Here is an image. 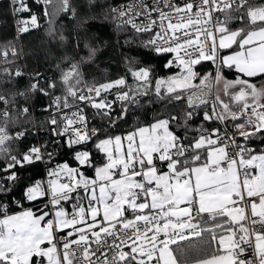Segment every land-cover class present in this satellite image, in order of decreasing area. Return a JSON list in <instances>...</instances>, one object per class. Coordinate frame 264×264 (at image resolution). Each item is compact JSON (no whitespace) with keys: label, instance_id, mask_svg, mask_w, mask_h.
I'll return each mask as SVG.
<instances>
[{"label":"snow or ice","instance_id":"obj_1","mask_svg":"<svg viewBox=\"0 0 264 264\" xmlns=\"http://www.w3.org/2000/svg\"><path fill=\"white\" fill-rule=\"evenodd\" d=\"M15 2L17 13L30 11L25 0ZM97 4L84 0L87 9ZM56 10L73 18L78 14L73 0H58ZM109 12L117 27L151 33L143 47L172 57L165 67L179 71L155 80L156 99H186L193 111L182 117L160 114L125 135L90 129L82 104L115 127L113 102L102 93L120 89L116 119H124L123 102H135L136 93L148 95L152 69L134 68L139 61L129 56L137 89L124 77L89 85L81 64L93 60L97 49L85 43L87 56L60 69L58 80L31 72L20 88L25 76L16 64L20 53L11 43L0 47L5 65L0 67V172L15 183L17 166L52 159L47 143L26 151L15 147L37 127L28 103L37 95L50 99L43 109L49 118L39 127L46 123L54 138H67L75 160L94 172L86 176L68 163L49 168L47 182L36 181L23 195L28 202H47L25 208L15 200L18 212L4 202L11 188L0 176V264H264V230L253 227L264 229V0H135ZM49 25L55 38L51 20ZM36 27L38 17L31 15L19 20L17 30L23 34ZM202 62H210L214 72L199 73ZM226 69L234 79L225 76ZM201 105L203 121L218 126L190 127ZM173 125L182 126L184 134ZM90 141L103 156L100 162L90 151L76 150ZM52 143L59 146L58 140ZM191 248L200 253L194 260Z\"/></svg>","mask_w":264,"mask_h":264},{"label":"trees","instance_id":"obj_2","mask_svg":"<svg viewBox=\"0 0 264 264\" xmlns=\"http://www.w3.org/2000/svg\"><path fill=\"white\" fill-rule=\"evenodd\" d=\"M121 1L126 0H98L96 7L87 9L84 6V0H73L78 13L73 18L70 14L57 13L58 0H52V3L48 5H45L43 0L39 3L36 0H30V11L28 14L38 17L39 27L34 28L24 37V51L29 73L39 71L46 78L58 80L60 69H66L70 62L80 61L81 57H86L87 49L84 47L85 43L97 49L93 60L81 64L83 79L88 84H101L124 77L128 86L137 89L139 87L138 82L129 71L127 61V57L129 56L135 57L139 61L138 64L133 65L134 68L150 67L152 69L153 84L148 89V95L136 93L135 102H123V106L128 109L127 116L124 119H116L121 113L122 102L119 101L112 105L111 112L115 120V127H110L108 117L98 114L96 109L91 106H81L92 126L97 129H105L109 134L114 135H125L138 125H147L153 122L154 118L160 114H171L182 117L184 111H193V109H189L186 106L184 100L169 103L156 99L153 90L155 80L174 75L179 70L165 67L168 55H157L142 46L143 42L148 39L146 33L137 34L127 26L117 27L115 19L109 12V7H114L116 3ZM45 11L49 15L46 16ZM86 16H95L96 19L85 20ZM49 20L52 21V27L56 30L55 38L49 35ZM61 34L66 38L63 42L59 39ZM13 40L14 29L11 7L8 2L2 1L0 2V47L12 43ZM77 44H79V47L76 46ZM65 57L69 59L65 60ZM16 64L18 63L16 62ZM57 65H59V68H57ZM2 66L5 65L0 64V67ZM196 70L201 74L214 72V66L210 62H202L196 66ZM225 76L235 78L234 72L227 69L225 70ZM196 83H199V81L197 80ZM18 84L20 88H24L27 85L26 79L24 77L19 78ZM140 91L142 92L143 88H140ZM55 94L60 95V92L57 91ZM130 94L132 95L133 93ZM33 103L35 113L31 111V119L37 125L39 132L35 130L30 131L21 140L16 142L15 147L20 151H25L39 137L42 142L47 143V146L60 152L55 162L68 163L70 167L79 168L86 176H94L91 168L80 165L75 160L74 150L67 147V138H54L49 132L46 123L43 128L39 127L41 122L49 118L50 112L43 110L50 103L49 97L37 95L33 98ZM205 110V106L194 109L196 114L193 120L189 122L192 129L201 124H205L209 128L217 126L213 122L203 121L202 114ZM180 125H182V121ZM23 127L31 129V125L28 124H25ZM19 130H23V128ZM173 130L177 134H184L182 126L173 125ZM191 134V132L188 133L189 136ZM54 139L59 141L58 147L52 143ZM78 149L90 151L93 160L96 162H100L103 159L102 154L96 151L91 141L86 145L77 146L76 150ZM3 165L4 162L0 160V166ZM53 166L54 163L45 166L43 162H36L24 167L17 166L14 171L18 174L19 180L15 183L7 181L6 176L9 173L0 172V176L5 177L3 182L11 188V191L4 197V202L9 204L12 212L20 210L14 205L13 201L15 200H21L25 208L32 207L33 203L39 207H43L46 198L38 202H28L23 200V195L27 187L32 186L38 178L47 175L48 169L53 168ZM192 243L199 246L198 241H193ZM198 255L200 253L195 248L189 250L190 260H194Z\"/></svg>","mask_w":264,"mask_h":264},{"label":"built area","instance_id":"obj_3","mask_svg":"<svg viewBox=\"0 0 264 264\" xmlns=\"http://www.w3.org/2000/svg\"><path fill=\"white\" fill-rule=\"evenodd\" d=\"M2 1H6L10 4V7H11V12H12V18H13V29H14V40L13 42L11 43L20 53V56L19 58L16 60V62L19 64L20 67L23 68L24 72H25V76L24 78L26 79V82L28 84V81H29V76L27 75L29 73L28 69H27V60H26V54H25V51H24V37L26 36V34L30 33L34 28H30L28 32L26 33H23V34H20L18 33V22L20 19H28L30 18L31 15H29V11L28 12H20V13H17L15 11V8L18 7V5L16 4L15 0H0V2ZM28 8L30 9L29 7V2L30 0H25ZM135 2V0H126V1H121V2H118L114 5V7H122V6H125V5H130V4H133ZM148 2H151V0H148ZM177 2H184V0H177ZM115 22L118 24L119 21L115 19ZM129 27L130 29L131 26H127ZM133 31H135L134 29H132ZM158 30V29H157ZM148 35V39L150 38L151 36V33H146ZM172 57L170 55H168V60L171 59ZM9 59H13L12 57H9ZM92 84H96V85H99L98 83H89V85H92ZM120 89H117V88H114L112 89L109 93H102V97H106V99L108 101H112V105H114L115 103L119 102L116 97L119 93ZM187 95V94H186ZM207 99H211V97H206ZM99 99V98H97ZM185 101V104L186 106L188 107L187 105V101L186 99L184 100ZM30 105H31V111L33 113H35V110H34V103H33V99L29 100L28 102ZM84 104H82L81 106H83ZM87 106H90V105H87ZM203 105L199 106V107H202ZM197 107V108H199ZM196 109V108H195ZM36 120V118H35ZM88 127L91 129V128H95L94 126H92L90 123H89V119H88ZM35 131L39 132L38 130V127H36ZM44 144V142H42V140L38 137L37 140H35V142H33L29 147L33 146V145H36V146H40ZM28 147V148H29ZM27 148V149H28ZM26 149V150H27ZM25 150V151H26ZM43 151V149H42ZM47 151L49 152H52L53 153V156H52V159L51 161L49 162L47 159L45 161H43V163L46 165H50L52 163H54V166L53 168L57 165V164H63V162H55V160L59 157L60 155V152L53 149V148H50L49 146H47ZM49 179L48 175H45L44 177H40L37 179V181H43V182H47V180ZM47 202V198L46 200L44 201V203ZM43 203V204H44ZM15 205V203H14ZM16 206V205H15ZM17 207V206H16ZM254 228H256L257 230H264V229H260V226L259 225H254L253 226Z\"/></svg>","mask_w":264,"mask_h":264},{"label":"rangeland","instance_id":"obj_4","mask_svg":"<svg viewBox=\"0 0 264 264\" xmlns=\"http://www.w3.org/2000/svg\"><path fill=\"white\" fill-rule=\"evenodd\" d=\"M194 83H196V81H194ZM131 95V94H130ZM133 95V94H132ZM79 151H87L85 149H78Z\"/></svg>","mask_w":264,"mask_h":264},{"label":"crops","instance_id":"obj_5","mask_svg":"<svg viewBox=\"0 0 264 264\" xmlns=\"http://www.w3.org/2000/svg\"><path fill=\"white\" fill-rule=\"evenodd\" d=\"M227 77V76H226ZM228 78V77H227ZM228 79H234V78H228ZM218 126V125H217ZM18 212V211H17Z\"/></svg>","mask_w":264,"mask_h":264},{"label":"water","instance_id":"obj_6","mask_svg":"<svg viewBox=\"0 0 264 264\" xmlns=\"http://www.w3.org/2000/svg\"><path fill=\"white\" fill-rule=\"evenodd\" d=\"M87 143H89V142H87ZM77 147V146H76Z\"/></svg>","mask_w":264,"mask_h":264}]
</instances>
